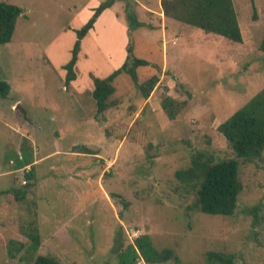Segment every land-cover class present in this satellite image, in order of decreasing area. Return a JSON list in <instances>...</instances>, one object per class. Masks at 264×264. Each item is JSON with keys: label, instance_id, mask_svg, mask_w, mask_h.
Wrapping results in <instances>:
<instances>
[{"label": "rangeland", "instance_id": "1", "mask_svg": "<svg viewBox=\"0 0 264 264\" xmlns=\"http://www.w3.org/2000/svg\"><path fill=\"white\" fill-rule=\"evenodd\" d=\"M3 1L24 12L12 40L0 44V78L11 86L7 98L0 95V263L34 264L48 254L65 264H119L118 249L148 233L182 260L153 264H207L210 250L234 253L235 264H264V153L240 160L243 189L233 215L194 208L193 185L175 175L197 152L236 156L219 125L264 88V0H234L242 42L169 17L162 0H116L121 25L128 27V2L144 24L131 36L135 55L150 62L137 68L139 82L153 74L159 82L146 99L120 74L115 104L101 113L91 73L109 75L116 68L109 55L86 37L70 86L63 67L91 0ZM103 24L99 45L118 63L123 38ZM166 96L180 107L174 119ZM26 154L33 168H18ZM29 170L34 185L20 197ZM33 226L39 249L9 254L10 242L30 243Z\"/></svg>", "mask_w": 264, "mask_h": 264}, {"label": "trees", "instance_id": "2", "mask_svg": "<svg viewBox=\"0 0 264 264\" xmlns=\"http://www.w3.org/2000/svg\"><path fill=\"white\" fill-rule=\"evenodd\" d=\"M132 5V0H129ZM116 0H103L93 8L92 16L76 30L77 39L72 48L71 58L64 64L66 69V85L70 86L72 81L77 79L76 65L82 47V40L94 28L95 22L104 10L111 7ZM165 13L176 20L183 21L193 26L217 33L234 42H242L243 34L239 23L238 12L234 0H162ZM127 3L128 13V43L126 45L127 55L123 64L113 70L105 77L96 76L91 73L93 79V90L90 92L101 113L115 104L110 100L111 95L116 91L115 79L122 73L128 74L140 89L146 99L151 96L159 82V76L153 74L143 82H139L137 68L142 65H149L150 62L135 55L132 41V31L144 25L137 19L134 11ZM254 18H256V6L253 1ZM23 7L0 0V44L12 40L18 18L23 14ZM260 48L264 51V37ZM8 81L0 78V95L8 97L10 91ZM163 107L170 119L177 117L180 107L171 97L166 96L163 100ZM220 131L226 137L235 157L213 159L203 152H197L191 158V164L179 169L176 177L186 183H191L194 188V208L209 214L233 215L238 207L239 195L243 189V183L239 176L240 160L254 162L260 160L264 153V88L253 96L243 107L235 111L229 118L219 125ZM80 152L93 153L89 148L82 147ZM24 158V159H23ZM33 161L26 154L19 159L18 168L26 167ZM33 168V164L31 166ZM27 181L25 188L19 190V196L23 197L27 189L34 185V171L29 170L26 174ZM30 243L20 241L10 242L9 254L14 251L28 249L36 251L41 246V234L38 227H31L28 232ZM117 244V243H116ZM119 264H136L143 259L149 264L165 263L174 260L182 262L179 254L173 247L158 248L153 243L150 235L144 233L127 244L125 248L118 249ZM207 264H235V254L231 252L210 250L206 252ZM1 264V263H0ZM34 264H65L58 258L48 254H37Z\"/></svg>", "mask_w": 264, "mask_h": 264}, {"label": "crops", "instance_id": "3", "mask_svg": "<svg viewBox=\"0 0 264 264\" xmlns=\"http://www.w3.org/2000/svg\"><path fill=\"white\" fill-rule=\"evenodd\" d=\"M99 4H100L99 0H91V2H89L87 5L82 7V9H81L82 10L81 14L83 15L82 16V22L85 23L88 20V18H90L92 16V14L94 12L93 8L97 7ZM114 6H115V3L111 7L107 8L106 10H104L102 12V14L98 17L97 21L95 22V27L89 31V33L84 37V39L86 37H92V40H93L94 45L96 46L97 50L101 51L105 56L109 55V57H108L109 60H106L107 64L111 68H114V67L118 68L123 64V62L125 60V55H126L125 49H126V45L128 42V37L126 36L127 27L124 26L123 24L121 25L119 23V21H118L119 19L116 15V12L113 10ZM101 22L104 23L102 28H104L105 31H107V32L112 31V29H113L112 27L114 26L116 33L123 38V46H122L123 57H122L121 61L118 63H115V60H116L115 55H112V53H107L105 51L104 47L99 45V42L101 41V39H100L101 32H97L96 30H97V27L101 24ZM81 53H82V47H81V51L79 53V59L81 58ZM79 59H78V62H80ZM78 62H77V64H78ZM76 71H77V65H76ZM77 76H79L78 72H77ZM89 90L91 92L93 89L89 88ZM19 159H22V156H20ZM26 167H21V168H26Z\"/></svg>", "mask_w": 264, "mask_h": 264}, {"label": "water", "instance_id": "4", "mask_svg": "<svg viewBox=\"0 0 264 264\" xmlns=\"http://www.w3.org/2000/svg\"><path fill=\"white\" fill-rule=\"evenodd\" d=\"M17 108H20V109H22L23 110V112L25 113V110L20 106V105H18L17 106Z\"/></svg>", "mask_w": 264, "mask_h": 264}]
</instances>
